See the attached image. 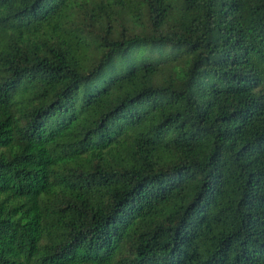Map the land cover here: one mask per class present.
Masks as SVG:
<instances>
[{"label":"trees","instance_id":"trees-1","mask_svg":"<svg viewBox=\"0 0 264 264\" xmlns=\"http://www.w3.org/2000/svg\"><path fill=\"white\" fill-rule=\"evenodd\" d=\"M0 264H264V0H0Z\"/></svg>","mask_w":264,"mask_h":264}]
</instances>
